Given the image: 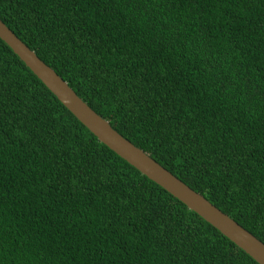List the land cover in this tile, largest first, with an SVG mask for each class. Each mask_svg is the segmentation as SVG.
Listing matches in <instances>:
<instances>
[{
  "label": "trees",
  "instance_id": "1",
  "mask_svg": "<svg viewBox=\"0 0 264 264\" xmlns=\"http://www.w3.org/2000/svg\"><path fill=\"white\" fill-rule=\"evenodd\" d=\"M98 115L264 243V0H0ZM0 264H258L102 144L0 39Z\"/></svg>",
  "mask_w": 264,
  "mask_h": 264
},
{
  "label": "water",
  "instance_id": "2",
  "mask_svg": "<svg viewBox=\"0 0 264 264\" xmlns=\"http://www.w3.org/2000/svg\"><path fill=\"white\" fill-rule=\"evenodd\" d=\"M0 39L6 43L49 91L105 146L115 152L148 179L178 199L189 210L248 254L258 264H264V243L204 196L198 194L174 176L142 149L119 134L98 115L64 81L54 69L42 61L1 19Z\"/></svg>",
  "mask_w": 264,
  "mask_h": 264
}]
</instances>
